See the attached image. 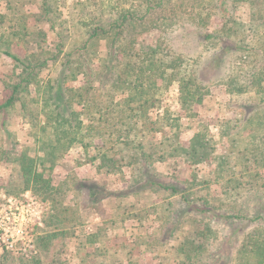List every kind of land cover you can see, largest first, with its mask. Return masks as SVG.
Here are the masks:
<instances>
[{
  "label": "trees",
  "instance_id": "16d2710c",
  "mask_svg": "<svg viewBox=\"0 0 264 264\" xmlns=\"http://www.w3.org/2000/svg\"><path fill=\"white\" fill-rule=\"evenodd\" d=\"M39 1L37 19L48 23L56 34L54 50L49 53L43 46L45 39L33 41L38 51L14 52L11 36L20 34L26 40L27 29L16 24L8 31L1 21L4 14H0V57L17 71L12 83L5 85L8 96L0 102V127L7 142L5 147L0 145V162L18 167L22 190L48 200L54 191L49 173L59 159L76 146L87 149L97 138L117 142L106 148L120 156L108 157L111 164L126 162L116 152L118 145L147 131L139 120L152 117L169 85L177 86L183 110L200 104L212 85H222L233 97L226 108L236 114L224 134L227 152L213 157L214 145L204 128L195 131L188 148L176 144L173 150H180L195 164L211 156L219 173L235 175L237 171L236 178L215 181L224 194L247 192L238 209L213 205L207 195L199 194L200 181L195 178H164L142 142L137 143L141 148L134 144L127 148L133 150L127 165L135 162L138 172L131 185L110 190L94 181H82L81 187L89 190L88 202L143 193L166 196L160 204H151L135 215L142 220L149 211L154 213L160 244L174 240L184 221L193 219L197 225L194 237L183 238L176 247L178 255L158 264H264V47L260 49L263 59L256 61L264 35L249 29L246 36L258 35L254 38L260 45H248L239 33L236 14L239 6L247 4L264 23V0H77L75 36L67 33V21L56 23L59 0ZM212 16L221 19L214 31L204 28ZM151 30L158 31L155 43L140 42L139 37ZM252 57L253 64L248 60ZM78 80L82 85H73ZM31 92L34 96L26 100ZM17 103L28 125L29 145L20 144L5 127ZM155 114L156 121L173 128L171 122L177 118L170 122ZM0 264H9L8 258L2 256ZM19 264L44 263L33 259ZM127 264L135 262L128 259Z\"/></svg>",
  "mask_w": 264,
  "mask_h": 264
},
{
  "label": "rangeland",
  "instance_id": "374dc122",
  "mask_svg": "<svg viewBox=\"0 0 264 264\" xmlns=\"http://www.w3.org/2000/svg\"><path fill=\"white\" fill-rule=\"evenodd\" d=\"M76 3L77 0H59L56 5V23L67 21L68 24L65 23L69 25L67 33L73 36L78 32V25L74 26L77 19ZM39 6V0H0V14H4L1 21L4 27L11 32L16 24L18 27L24 26L27 29L26 40L23 37L20 38V34L11 36L14 52L24 55L38 51L33 41L43 39H45L43 46L47 49L45 52L54 50L55 31L49 28L48 23L37 19L40 12ZM254 11L249 9L247 4L239 6L236 11L240 22L239 33L244 36L245 42L250 46L260 45L255 43V38L258 35H264L262 17ZM250 13L256 15L251 17ZM220 25L221 19L212 16L208 22L204 23V28L214 31ZM8 27L12 28L8 29ZM251 28L263 34L253 35L252 38L246 36ZM157 36L158 31L151 30L141 35L139 40L144 44H154ZM262 44L263 46L260 45L258 49L257 62L263 59L260 49H263L264 42ZM248 60L253 64V57ZM52 67L53 65H50L47 69L50 71L49 74L52 73ZM47 70L43 73L44 76L48 74ZM16 76L17 71L12 68L11 63L5 57H0V102L9 94L8 89L5 88L6 83H12ZM73 85H82V82L78 80ZM162 95L158 109L157 111L154 109L152 117L145 122L139 120L140 123H144L145 127L142 128L147 131L141 133L137 139L130 138L128 144H125L126 140L118 145L119 149L116 152L120 153L121 157L124 156L126 162L118 160V164L113 165L108 161L109 158L114 160L120 157L113 154L110 149L106 150L117 143L110 138H97L87 149L76 146L59 159L50 171L49 176L54 191L48 200L42 199V196L38 194L34 195L30 191L22 190L18 167L11 163L0 162V207L14 205L15 203H11L14 199L21 204L30 197L38 202L33 205L34 212L37 214L35 222H32L31 243L24 245V253L19 250L22 254L4 251L0 253V258L6 256L9 264H19L21 261L33 259H39L44 264H98L100 262L127 264L128 259L135 264H158L175 258L178 255L177 244L183 238L190 240L194 237L193 232L197 225L192 223L193 219L184 221L174 240L160 244L157 242L158 231L154 230L158 228L154 213L151 214L149 211L147 217L142 220H137L135 217L141 209L147 210L151 204L163 202L166 196L143 193L131 195L128 198H106L88 202L89 190L81 187L82 181H94L110 190H119L131 185L138 175L135 162L131 163L134 166L127 165L133 151L127 148L133 144L135 148H141L142 145L147 153H151L153 162L155 161L153 165L155 170L164 178L170 179L172 176L178 180L195 178L200 181L196 186L197 191L199 190V194L207 195L213 205L233 209L240 207L247 192L238 190V192L224 194L221 186L215 181L221 178H236L237 171L234 172L235 175H232L231 171H227V174L219 173L217 161L211 156L195 164L193 161L188 162L180 150H173L176 144L188 148L195 131L204 128L209 138L211 137L210 144L214 145L213 157L225 154L228 147L225 130L228 131V124L232 123L236 117L233 109L226 108L229 100L233 99L232 95L222 85H212L203 101L200 104H194L190 110L180 108L176 85H169ZM33 96L34 93L31 92L25 96V99H31ZM155 113H159L158 118L165 117L170 119V122L171 118H177L175 123L171 122L173 128L164 127L162 123L156 121ZM5 127L16 135L20 144L29 145L31 139L27 136L28 125L21 117L18 103L10 111ZM152 127L159 131L149 132L148 129ZM139 142H142L140 146L137 145ZM0 145L4 147L7 145L1 127ZM19 146L17 149L20 148ZM166 147L169 151L164 150ZM159 157L162 158L158 160ZM190 217L194 218V216H188ZM48 234L54 236L45 240L40 238Z\"/></svg>",
  "mask_w": 264,
  "mask_h": 264
},
{
  "label": "built area",
  "instance_id": "2783aa9c",
  "mask_svg": "<svg viewBox=\"0 0 264 264\" xmlns=\"http://www.w3.org/2000/svg\"><path fill=\"white\" fill-rule=\"evenodd\" d=\"M11 203L15 204L0 207V253L4 251L20 253L19 250L24 253V245H29L32 241V222H35L37 214L33 205L38 202L30 197L23 204L18 203L16 199Z\"/></svg>",
  "mask_w": 264,
  "mask_h": 264
}]
</instances>
